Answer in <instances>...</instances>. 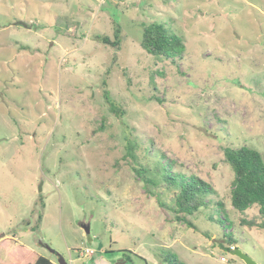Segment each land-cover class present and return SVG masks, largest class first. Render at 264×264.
<instances>
[{
  "label": "rangeland",
  "instance_id": "1",
  "mask_svg": "<svg viewBox=\"0 0 264 264\" xmlns=\"http://www.w3.org/2000/svg\"><path fill=\"white\" fill-rule=\"evenodd\" d=\"M153 21L183 37L182 55L143 49ZM116 24L120 47L96 39ZM243 145L264 159V0H0V264L18 244L59 264L42 241L68 264H168V251L246 264L238 249L264 264V229L241 223L263 221L259 207L231 203L224 148ZM163 165L211 185L186 215L196 229L176 219Z\"/></svg>",
  "mask_w": 264,
  "mask_h": 264
},
{
  "label": "trees",
  "instance_id": "2",
  "mask_svg": "<svg viewBox=\"0 0 264 264\" xmlns=\"http://www.w3.org/2000/svg\"><path fill=\"white\" fill-rule=\"evenodd\" d=\"M95 37L98 41L106 45L120 47L122 42V27L116 24L113 39L109 35H96ZM141 46L149 54L167 58H175L177 55H182L185 50L183 37L174 32L165 22L159 21L143 24ZM109 71L108 69L107 74ZM102 88L103 96L110 111L118 118L122 119L125 115V108L111 96L106 78L102 82ZM126 147L127 154L136 158L134 153L136 142L131 139L130 130L128 131ZM224 155L235 174L231 190L232 206L239 213L244 214L248 208L257 205L259 207V214L263 218L261 222H258L256 219L247 220L246 218H242L241 223L251 227L258 226L264 229V159L262 154L255 148L243 145L238 148L225 147ZM135 169L136 172L148 182L155 183L154 180H151L147 176V169L142 167ZM160 171L163 175V180L168 185L178 188V192L175 196V206L172 207L176 213V219L196 229L195 224L191 222L186 215H192L198 212L201 207L209 204V202L205 200V196L213 193L211 185L198 177H186L182 173L173 174L169 167L165 165L162 166ZM210 219L223 226L225 225V220L222 218L210 216ZM224 237H226L230 244V246L227 247L228 250H233L231 246L237 248V240L232 234L225 232ZM15 246L25 251V253L22 254L18 251H13L8 260L3 264H57L49 257L35 250H28L25 245L18 244ZM164 261L168 262V264H184L180 261L178 255L171 251H168L164 255Z\"/></svg>",
  "mask_w": 264,
  "mask_h": 264
},
{
  "label": "water",
  "instance_id": "3",
  "mask_svg": "<svg viewBox=\"0 0 264 264\" xmlns=\"http://www.w3.org/2000/svg\"><path fill=\"white\" fill-rule=\"evenodd\" d=\"M82 228L85 231V234L87 235L88 242L91 244L93 240V237L91 236V224H83ZM41 245H43L47 250H49L51 253L55 254L58 257L59 264H68L65 257L52 246H50L48 243L42 241ZM236 254H238L246 262V264H258L253 258H251L248 254L242 252L240 249L237 250Z\"/></svg>",
  "mask_w": 264,
  "mask_h": 264
}]
</instances>
